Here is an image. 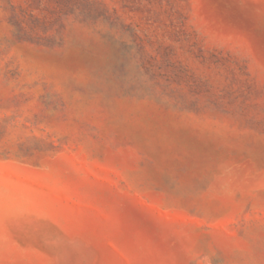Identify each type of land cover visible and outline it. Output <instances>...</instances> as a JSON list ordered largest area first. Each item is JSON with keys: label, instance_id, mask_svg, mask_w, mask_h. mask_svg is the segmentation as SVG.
<instances>
[{"label": "rangeland", "instance_id": "1", "mask_svg": "<svg viewBox=\"0 0 264 264\" xmlns=\"http://www.w3.org/2000/svg\"><path fill=\"white\" fill-rule=\"evenodd\" d=\"M0 264H264V0H0Z\"/></svg>", "mask_w": 264, "mask_h": 264}]
</instances>
